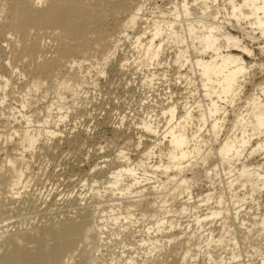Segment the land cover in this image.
Returning a JSON list of instances; mask_svg holds the SVG:
<instances>
[{
  "label": "bare ground",
  "instance_id": "6f19581e",
  "mask_svg": "<svg viewBox=\"0 0 264 264\" xmlns=\"http://www.w3.org/2000/svg\"><path fill=\"white\" fill-rule=\"evenodd\" d=\"M144 3L0 0V196L32 205L29 160L88 140L86 128L60 129L62 93L78 89L95 56L99 76L115 63L144 73L142 86L168 84V95L136 119V141L129 131L116 158L91 168L90 203L75 211L89 224L55 236L66 240L57 264H264V0ZM10 89L19 109L7 105ZM38 91L57 98L31 111Z\"/></svg>",
  "mask_w": 264,
  "mask_h": 264
},
{
  "label": "rangeland",
  "instance_id": "374dc122",
  "mask_svg": "<svg viewBox=\"0 0 264 264\" xmlns=\"http://www.w3.org/2000/svg\"><path fill=\"white\" fill-rule=\"evenodd\" d=\"M144 1H146V3H144L146 8L160 7L161 9H167L170 6V2L173 0H140V2ZM122 18L121 16L118 17L119 20ZM114 22L115 18L110 16L104 24L106 27L110 28L114 26ZM12 37L15 36H10V38ZM3 40L4 39L0 37V45L3 43ZM245 43L250 44L252 48L257 46L251 42ZM6 52L7 50L5 53ZM46 52L48 54L47 56L52 55V49ZM118 54L121 55L123 53L119 51ZM262 57L261 59H264ZM95 59V56L90 57L89 60L92 62L86 61L81 65L82 71H85L84 76H86V80L81 83L78 89H76V91L66 90L62 93V97L65 98L63 101L65 104L64 106L68 107L70 114L69 117L64 120L63 124H60V129L68 132L71 127H74V132L77 129L85 130L86 128V131H88V140L81 142L79 140L77 143H65V141L58 142L56 150L48 148L46 151H42V153L37 152L32 161L29 160V165L36 175L27 187L29 191L26 189V192H29L30 195L32 194L31 197L34 201L33 204H30L34 205L36 209L32 205H29V202L25 204H12L8 203V201H4L3 197L0 196V203H3V205H0V227L5 231L4 237L0 240V264H15V260L23 261L24 264H57V260H61L62 250H58V244H65L66 240H56L54 239L55 236L60 235L65 239L71 240L75 238L71 236L78 237L80 234L82 235V231L76 232L79 225L89 224L88 221L90 217L84 219L81 212L75 211H77V208L80 209L84 207V204L87 205L90 203L87 200L89 195H85V189L88 188L90 182L94 180L91 177V168L96 163H100L103 167L104 165L102 162L116 158L118 147L125 141L123 140L124 135L129 134V131L130 133L134 132V127L132 126L136 119L143 118V113L146 110H152V99H154V102H158L159 100H164L162 98L168 95V91H166L165 88L168 87V84L165 85L160 83L153 88L146 87V85L142 86L139 82L144 73L138 71L133 73L134 70H132V68L130 70L126 69L127 71L122 70L121 72L120 68L117 67L115 63L112 67L108 65V70L104 72V76H99L94 67L91 66ZM17 66L19 69L22 67V69L25 70L23 66H19V64ZM157 69L161 70L160 68ZM86 71H88V73H86ZM10 77L16 80V86H21L26 82V79L18 80L17 78L19 77H17L16 74H10ZM170 84L169 90H176L178 92V90L176 88L173 89V86ZM151 88L152 91H150ZM15 90L16 89H10L7 91L9 95L7 105L10 108L19 109L20 104L12 100V96L16 95ZM162 91H164V93ZM41 92L42 91H38V93L33 94L36 104L30 106L31 111H40L46 104L50 103V101H55L57 98L56 96L54 97L53 93H50V91H47L48 93H46L47 95L45 94L46 96L43 95L44 90L42 92L43 94ZM148 97H150V99H148ZM146 99H148V101H146ZM140 103H142V105H140ZM30 110L28 109L27 111ZM81 111L83 113L79 114ZM41 114L42 113H40V116ZM121 120H123L124 123L123 128H121L119 132L113 130V128H118L116 126L120 124ZM113 132H115L116 135H114ZM131 136L134 139L132 140L136 141V136L133 135V133H131ZM126 147L125 149H128V151L125 150V152H129L131 157H135V152L132 151L133 146L130 147L129 144L126 145ZM107 170L108 168H104V171ZM101 179L99 181L103 180ZM82 181H84V183H82ZM5 187V184H0V190L3 195L6 194L5 192L7 191ZM198 190H200V187ZM24 197L30 196L24 194ZM82 197L84 201L80 200ZM70 201L73 202L71 203ZM29 206H32V208ZM53 232L57 234L55 235ZM50 233L52 235H50ZM74 233L77 235H74ZM8 241H10V243H8ZM44 251H46V253H44ZM82 252L84 255L83 257H86V253L89 255L92 250L88 252L86 249V251ZM58 257H60V259H57Z\"/></svg>",
  "mask_w": 264,
  "mask_h": 264
}]
</instances>
